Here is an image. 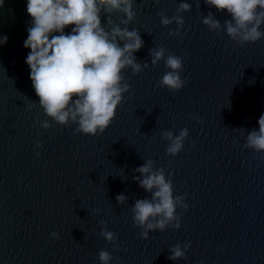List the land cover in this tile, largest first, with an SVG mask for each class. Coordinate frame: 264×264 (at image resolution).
I'll return each instance as SVG.
<instances>
[{
    "label": "water",
    "instance_id": "1",
    "mask_svg": "<svg viewBox=\"0 0 264 264\" xmlns=\"http://www.w3.org/2000/svg\"><path fill=\"white\" fill-rule=\"evenodd\" d=\"M182 2L191 9L181 35L170 36L177 25L164 27L160 14L176 16ZM133 7L130 25L121 12L102 24L138 29L144 46L134 55L150 66L124 73L130 91L110 127L93 137L44 114L25 63L27 0L0 6V37H8L0 46V264H101V250L111 264H264V153L246 147L264 114V39L240 44L223 27L210 31L202 22L209 13L222 26L231 16L204 0H134ZM161 47L183 58L187 83L178 92L159 86L164 61L151 66V51ZM184 128V148L171 157L161 134ZM148 160L188 209L177 211L179 229L145 240L131 208L151 198L133 179ZM101 221L115 245L100 235ZM189 242L185 258L168 259L172 246Z\"/></svg>",
    "mask_w": 264,
    "mask_h": 264
},
{
    "label": "clouds",
    "instance_id": "2",
    "mask_svg": "<svg viewBox=\"0 0 264 264\" xmlns=\"http://www.w3.org/2000/svg\"><path fill=\"white\" fill-rule=\"evenodd\" d=\"M204 2L231 16L222 26L209 13L202 22L210 31L218 32L223 27L227 35L240 44L264 39V31H261L264 27V0ZM3 3L4 0H0V6ZM133 5L134 0H27V13L31 19L24 47L30 51L25 63L30 69L38 104L50 120L61 126L75 124L77 133L93 137L110 127L118 106L130 91L124 73L130 69L139 74L150 65L138 63L134 55L144 46L139 30L119 25L108 30L102 24V17L121 12L124 16L122 23L130 25L136 19ZM190 9V3L182 2L176 16L169 18L160 14L164 27L173 23L177 25L175 31L169 32L170 36L181 35L182 14ZM69 27L70 31H66ZM7 40L6 35L0 37V46L6 45ZM151 56L152 67L161 61L165 64L166 72L159 86L172 92L180 91L187 83L181 76L183 58L171 53L166 57L163 47L152 50ZM258 125V130L253 129L247 134L246 147L264 153V114L259 117ZM41 126L47 130L51 125L46 120ZM161 135L168 142L167 154L176 157L184 148L189 130L181 129L178 135L165 131ZM35 154L40 155L39 152ZM135 171L139 175L133 179L151 194L150 199H138L131 208L135 225L142 229L141 238L147 240L150 232H164L173 225L179 229L181 218L177 211H187L186 197L174 194L172 180L162 168H155L154 161H146ZM116 200L124 204L126 197L120 194ZM100 224V235L115 245V233L107 230L105 221ZM58 237V233H51L52 239ZM190 248V242L176 244L169 249L168 259L181 260ZM99 260L101 264H111L112 255L101 250ZM117 264H120L119 260Z\"/></svg>",
    "mask_w": 264,
    "mask_h": 264
}]
</instances>
